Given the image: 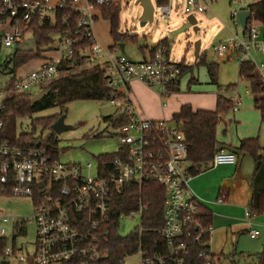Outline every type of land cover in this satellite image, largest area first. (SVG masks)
I'll return each instance as SVG.
<instances>
[{
	"label": "built area",
	"instance_id": "built-area-1",
	"mask_svg": "<svg viewBox=\"0 0 264 264\" xmlns=\"http://www.w3.org/2000/svg\"><path fill=\"white\" fill-rule=\"evenodd\" d=\"M217 1L187 0L185 12L190 13L191 8L203 12ZM109 3L110 0H0V46L3 48H18L27 35L33 36L31 27L35 23L51 21L58 12L68 10L79 15L73 36H59L55 57L15 77L11 90L6 91L5 87L0 90V112L8 95L30 94L31 88L49 84L61 74V61L77 55L103 67L104 82L114 90L108 103L115 107L117 118L124 119L116 127L119 148L109 158L97 161L94 175L90 173V163H61L41 143H0V194L28 197L33 206L31 219L36 226L34 250L28 258L13 242L17 225L24 221L0 217V240L7 236L5 225H11V244L2 252L10 264L14 260L18 264H93L105 259L109 251L103 245L107 235L104 226L110 219L112 193L121 191L125 185L140 189L150 180L162 185L166 192L159 234L165 240L168 253L165 256L151 253L140 243L132 252L139 254L137 264H182L191 243L201 246L209 243L212 226L205 222L202 203L188 186L193 176L189 173L190 165H186L187 144L181 128L174 122L175 126L170 127L166 120L141 117L128 90L129 83L135 80L165 96L170 87L179 83L180 68L168 60L162 45L142 61H132L121 53L115 56L113 50L119 51L118 46L111 50L103 47L93 30L95 7ZM155 10L161 19L171 14L168 5H154L153 15ZM231 18L240 33L231 31L213 50L220 60L252 63L264 85V22L249 12L243 29L236 13ZM230 99L234 103L231 111L235 113L239 101ZM235 160L233 152L218 150L209 168L231 165ZM223 200V197L217 199ZM146 208L139 198L137 207L125 214L142 217ZM244 214L250 224V209ZM144 231L142 227L136 230L139 235ZM257 233L251 229L249 236L256 238ZM198 256L203 258V264H210L206 250H201ZM119 264H124L123 259Z\"/></svg>",
	"mask_w": 264,
	"mask_h": 264
},
{
	"label": "rangeland",
	"instance_id": "rangeland-1",
	"mask_svg": "<svg viewBox=\"0 0 264 264\" xmlns=\"http://www.w3.org/2000/svg\"><path fill=\"white\" fill-rule=\"evenodd\" d=\"M55 2L54 0H52ZM206 2L207 0H202ZM155 5V0H151ZM254 0H218L210 4L209 9L203 12H196L191 8L190 13L185 12L187 0H169L168 6L171 7V14L161 19L159 11L155 10L151 23H146L140 26L139 16L141 15V7L135 4V0H120V12L118 22V32L121 34L136 35V42L126 41L125 52L114 51L115 56L119 53L128 57L132 61H141L143 59L142 50H146L157 44L161 39L166 38L168 43V60L171 63H179L181 60L191 68L186 71L179 79V91L174 95H183L182 98L198 99L200 104L209 105L211 110L215 107L217 94H223L228 97L230 91L226 88L233 85L236 88L240 97H242V105H238V113L228 111L221 115V120L216 126V142L217 148L223 146L222 139H236L247 136L252 125L255 130V136H258L259 145L262 147L261 153L264 154V122L259 121V112L254 106L255 97L250 91V86L247 82L240 80L238 75L239 62L235 59L230 61L220 60L213 46L220 40L227 38L231 31H239L234 27L232 13L245 9ZM191 14L196 19L195 32L193 26L187 21V16ZM97 25L103 26L104 41L108 40L107 23L103 20H97ZM51 43L48 45L50 50L46 52H58L59 35L51 34ZM200 40V55H204L206 63H214L218 65L216 81L220 86L217 92L216 84H213L209 78L206 65L195 64L194 61V43ZM110 47L109 49H113ZM35 48V39L31 35H27L18 48H3L0 46V90H3L6 82L11 78V64L5 65V62L10 59V55L14 50H33ZM119 48V46H118ZM43 54V52L41 53ZM38 59H34V62ZM86 65H94L95 62L85 63ZM26 63L16 69H24ZM197 82L189 84L192 79ZM48 84L41 87L35 86L29 90L33 96L45 88ZM141 93H136L132 90L133 96L137 100L136 106L140 114H146V110L151 109V112L157 113L162 118H165L167 125L174 127L173 121L169 116L164 117L161 110L168 106L169 96H160L154 88L144 89L139 87ZM159 97L156 98L155 94ZM144 95H153V97H145ZM264 97V92L261 93ZM134 103V102H133ZM162 103L165 105L163 106ZM166 110V109H165ZM210 110V109H209ZM241 112V116L239 113ZM116 109L108 102H97L91 100H81L68 103L66 106H52L45 109L37 110L31 115L20 118L16 121L17 133H30L32 131V121L35 119L47 118L51 116L64 115V125L70 128L56 133L51 129H43L40 126L36 127L33 132V137L38 140L46 139L50 134L57 141V159L65 164H82L90 163L92 169L90 173L94 175L97 170V157L100 155H111L119 148V131L113 121L117 118ZM58 118V117H57ZM119 118V117H118ZM171 118V117H170ZM160 120V119H157ZM257 138V137H256ZM244 139V138H243ZM234 154H238L239 160H243L244 170L241 176H252L253 160L250 156L238 153L236 149H232ZM247 162V168H246ZM189 165V162L186 163ZM220 167H230L232 165H220L215 168H204L202 172L193 176L188 183L189 188L193 193L202 188V184L207 182V177L216 174ZM244 174V175H243ZM246 174V175H245ZM209 181L210 178L208 177ZM244 192L249 193V183L245 184ZM240 194V193H239ZM217 191L211 190L209 198L214 202L222 204L216 200ZM240 198L245 196L241 193ZM204 199V198H203ZM205 203L211 202L204 199ZM235 204L236 201H230ZM230 203V204H231ZM232 205V204H231ZM245 207V206H244ZM236 209L231 206L229 210L224 208L219 211L213 207L217 213H225L233 219L231 223H226L224 230H217L216 226L212 225V233L210 237V252L214 255H231L239 264L247 263L251 258L264 250V213L255 214L252 219L256 221L254 228L258 230L256 238L249 236L248 226L246 224V216L244 214L248 207ZM227 212V213H226ZM33 206L28 197L18 195H2L0 194V217H12L19 221H24V232H14V245L20 249L24 257L30 258L34 250V241L36 236V226L32 222ZM7 229V245L11 244V225H5ZM141 227V216L136 214L130 216L123 214L118 219L117 232L120 236L125 237L134 233ZM139 258L138 253L127 254L124 256V264H137ZM215 258L216 264H229L223 257ZM0 264H10L9 259L5 258L0 253ZM12 264H18L14 260ZM22 264V263H21ZM25 264V263H23Z\"/></svg>",
	"mask_w": 264,
	"mask_h": 264
},
{
	"label": "trees",
	"instance_id": "trees-1",
	"mask_svg": "<svg viewBox=\"0 0 264 264\" xmlns=\"http://www.w3.org/2000/svg\"><path fill=\"white\" fill-rule=\"evenodd\" d=\"M169 0H155L156 5L167 6ZM102 18L109 22V33L114 42V46H119L126 41L135 43L136 35L118 32L120 0H110L106 6H97ZM247 10L253 14V17L264 22V0H254L247 6ZM65 16L64 19H62ZM79 15L72 11L58 12L53 20L35 23L33 29V37L35 39V48L33 50H14L9 56L10 59L5 65L11 64V78L5 84V90L12 88L15 80V72L18 67L27 63L32 59L41 57V53L50 50L48 45L51 43V34L60 35L69 34L73 36L75 30V21ZM164 46L165 54L167 52V39H161L154 46ZM153 48V49H154ZM152 49V51H153ZM195 64L206 65L209 78L213 84L217 86L219 92L220 86L217 85L216 74L218 65L214 63H206L204 55H199ZM180 68L181 76L191 67L186 65L183 60L177 63ZM60 75L51 81L45 88L49 87L50 92L39 102L30 103L31 94H10L3 101L4 107L0 112V143L3 141L19 142L32 145L34 142L43 144L47 150L57 158V141L53 135H49L44 140H38L33 137L36 127L43 129H51V125L58 116L35 119L32 121V131L30 133H17L16 121L20 118L31 115L33 112L52 106L64 107L70 102L91 100L97 102H109L113 94V88L106 85L105 71L103 67L94 64L86 65L84 57L74 55L65 58L59 66ZM238 75L240 80L247 82L250 91L255 97L254 106L259 111L260 120L264 122V85L261 82L258 73L250 62H242L239 64ZM193 80V79H192ZM178 85L168 89L165 96L178 91ZM44 89V88H43ZM234 89L233 85L226 88L227 91ZM215 107L213 110H196L193 111L189 104L180 107L177 113L171 117L179 128H181L183 137L187 144L186 161L189 162V173L196 176L202 172L204 168L210 167V162L215 152L218 151L216 142V126L221 120V115L231 111L234 103L223 94H217ZM115 126L124 123V119L116 118L113 121ZM238 153L248 155L253 160V173L251 178V201L249 205L250 218L255 214L264 213V154L261 153L262 147L259 145L258 138H249L241 140L235 148ZM109 158V155H100L98 160ZM9 195V194H6ZM165 188L155 181H147L139 189L135 186L125 185L121 191L115 190L111 195V211L109 222L104 226L107 230L106 240L103 245L109 251L108 256L93 264H119L120 260L127 254L137 249L139 244L143 248L161 256L168 253V249L163 237L159 234V229L163 226L162 208L165 199ZM146 205V210L141 217V227L145 230L141 235L138 232L131 233L122 237L118 234L119 216L125 214L138 205V199ZM205 222L211 225V218L207 212L203 214ZM20 233L24 232V225H17ZM148 229H150L148 231ZM7 245L6 238L0 240V253L2 254ZM201 250H206L209 255L210 264H216L215 258L219 257L229 264H239L235 261V257L231 255H214L209 251V243L201 246L194 242L190 244L189 252L182 259V264H203V258L199 257ZM175 264V263H171ZM243 264H264V250L258 253L251 261Z\"/></svg>",
	"mask_w": 264,
	"mask_h": 264
},
{
	"label": "crops",
	"instance_id": "crops-1",
	"mask_svg": "<svg viewBox=\"0 0 264 264\" xmlns=\"http://www.w3.org/2000/svg\"><path fill=\"white\" fill-rule=\"evenodd\" d=\"M54 1H56V0H54ZM245 9L247 10V7ZM94 18H95V23H94L93 30H94V34H95L96 39L98 40V42L103 47H105V48L112 47L114 45V42H113V40H112V38L110 36V33H109V28H110L109 22L101 17V15H100L98 10H95ZM97 20H103V22L105 21L107 23L108 40H106V41H104L103 26L97 25L96 24ZM158 42H157V44H158ZM122 44H123L122 53H124L125 52V48H126V42L122 43ZM154 46H152L150 48H147L146 50H142L141 49V52H142V55H143V59L142 60H145V59H148V58L151 57L152 49L154 48ZM119 50L121 52L120 47H119ZM167 52H168V43H167ZM56 55H57V52H54V51L53 52H46V53L43 52V54H41V57L38 58V60H36L34 62H31V63L28 61L26 63V66L24 67V69L23 68L19 69V72L15 73V77H19V76L27 73L28 71L37 68L42 63L48 61L49 59L55 57ZM32 60H34V59H32ZM32 60H30V61H32ZM85 63L88 64V63H91V62L85 59ZM192 79L188 82V87L190 86L189 84H191V83L193 84L194 82H197L196 79H194V78H192ZM139 87H142L144 89H149L150 90L149 87H147L146 85H144L143 83H141L139 81H135L134 80V81H131L129 83L128 90L131 93L130 95H131V98H132V100L134 102V105L136 107V110H137L138 114L141 117H143V118H147V119L153 120V121H156L157 119L165 120V118L161 119V116L158 115L157 113L151 112V109L146 110V114L142 115V114L139 113L138 108L136 106V103H137V100L135 99L136 96L134 97L133 96V92H132V90H133L134 92H136L138 94L141 93L139 91V89H140ZM236 90H237L236 88L232 89V91L229 92L228 97L229 98L232 97V98L238 100L239 101V105L241 106L242 105V97H240V95L238 94V92ZM178 91H179V85H178ZM174 93H176V92H174ZM174 93H171V94L168 95L169 96L168 106L166 108L164 106L165 104L162 103L164 108L161 110V112H162V115L164 117L170 115L169 119H171L170 117H172V115L174 113H177L179 111L180 107L182 105H184V104H189L193 111H196V110H209V109L211 110L210 104L208 106L205 105V104H200L198 99L182 98L183 95H174L173 96ZM144 96L145 97H149V98L153 97L155 99V97L153 95H144ZM155 96H156V98L158 97L156 94H155ZM158 99H159V97H158ZM238 112H239V110H237L235 113H238ZM237 116H241V112ZM258 116H259V121L261 123H263L260 120V115H258ZM254 126L255 125H252L250 130L249 131L247 130L248 134H247L246 137L240 136L241 139L237 138L238 140H236V139L228 140V139L223 138L221 140L222 143H223V146L221 148H218V150L230 151V152L234 153V151L232 149H235L238 146V144H239V142L241 140L249 139V138H255V137L258 138V136H255V130L253 128ZM238 156L239 155L236 154L235 163L231 164L233 166V168L220 167V169L218 170V172L216 174L208 176L211 181H209V179L207 177V179H206L207 182L205 184H202V188L199 189L196 192V195L199 197V199H200V201L202 203V208H201L202 211L204 213L207 212L209 214V216L211 218V226L214 224L216 226V228H217L216 231L224 230L225 226H226V223H231L230 220L233 219V218L231 216L225 215V213L222 214V212L221 213L215 212L213 207H216L217 209H219V211H221V209H223V208L228 211L229 208H231V206H233V208H236V209H241L244 206L249 208V205H250L251 194H252V188H251V178H252V176L250 178L246 174H245L246 176H244V177L241 176L242 175L241 172L244 170V166H243L244 162L241 159L239 160ZM246 168H247V162H246ZM252 173H253V171H252ZM248 183H249V189H250L249 193L250 194L244 192V187H246L245 184H248ZM211 190L217 191L216 200L218 198H220V197L224 198L222 204L216 203V201L214 202L211 198H209V193L211 192ZM239 193L240 194L244 193L245 196L243 198H240V196H239L240 194ZM203 198L206 199L207 201H211V202H207V204H206L205 201H203L204 200ZM231 200L233 202L236 201V203L235 202H234L235 204L231 203L230 202ZM252 217H251V219H252ZM255 223H256V221L250 220V224H248L246 222L245 225L248 226V230L250 231L251 229H255L254 228ZM256 231L258 232V230H256ZM210 237H211V235H210ZM210 240L211 239H209V242H210ZM209 251H210V246H209ZM220 254H223V253H220Z\"/></svg>",
	"mask_w": 264,
	"mask_h": 264
},
{
	"label": "water",
	"instance_id": "water-1",
	"mask_svg": "<svg viewBox=\"0 0 264 264\" xmlns=\"http://www.w3.org/2000/svg\"><path fill=\"white\" fill-rule=\"evenodd\" d=\"M135 4L139 5L142 9L141 15L139 16V23L140 26L145 25L146 23H151L153 20V10H154V5L152 4L151 0H135ZM237 19L239 21L240 26L244 29L246 26V21L249 17V11L246 9L239 10L236 12ZM187 21L193 26V30L196 32L198 30V27H196V19L194 18L193 15L189 14L187 16ZM122 53L123 49V44L121 43L119 45ZM194 61H197L199 55H200V40H196L194 43ZM50 88H44L37 94L31 96L30 98V103L35 104L42 100L49 92ZM106 103V102H103ZM64 120V115L58 116V118L54 121V123L51 125V130L60 133L61 131L70 128V126L64 125L63 123ZM42 186V184L40 185Z\"/></svg>",
	"mask_w": 264,
	"mask_h": 264
}]
</instances>
